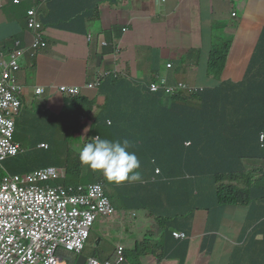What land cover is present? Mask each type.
I'll use <instances>...</instances> for the list:
<instances>
[{"label": "crops", "instance_id": "crops-1", "mask_svg": "<svg viewBox=\"0 0 264 264\" xmlns=\"http://www.w3.org/2000/svg\"><path fill=\"white\" fill-rule=\"evenodd\" d=\"M6 0L7 5L0 10V58L9 55L17 48V42L24 45L31 43L33 37L28 28V11L43 0ZM50 2V4H49ZM43 9L50 27H48L49 48L40 53L38 58L26 57L22 64L27 76L22 86L27 88L25 113L20 118L21 126L30 134L25 143L34 149L38 144H52L54 151L59 145L69 142L68 137L83 138L113 135L121 139L123 131L132 136L133 148H138L140 140L149 142L155 149L158 141L148 132L154 129V123H148L135 117L139 108L131 101V95L154 82L156 75L167 76L171 83H188L197 89H213L217 85L215 73L210 68L212 56L217 46H228L233 36V44H245L246 51L239 61L237 69L244 64L245 56L250 59L252 49L257 42L264 23L262 0H50ZM219 13L221 15L218 22ZM237 13L234 18L233 14ZM250 15L262 20V24L251 40L245 25ZM232 19V21H231ZM264 33L261 45L264 46ZM54 38L57 42H54ZM249 41V42H248ZM106 42L108 46H104ZM235 42V43H234ZM120 48L118 54L116 49ZM242 54V53H241ZM37 61L36 64L31 62ZM236 61V62H237ZM24 63L28 65L25 68ZM173 64L169 69L168 65ZM218 79L223 83L239 82L232 64L231 52ZM20 72V73H21ZM119 72L121 78L107 82L101 90L85 89L87 100L79 102L62 97L50 98L32 95L36 86H69L86 88L95 83L105 73ZM203 79V82L200 80ZM175 85V86H176ZM92 105L93 109L89 108ZM113 114V116H108ZM126 116L130 118L122 119ZM104 118V119H103ZM100 120L103 122L100 124ZM98 127L95 134L88 132ZM141 128V129H140ZM94 130V129H93ZM142 138V139H138ZM171 139L163 136V141ZM76 140V139H75ZM30 156L33 163L48 155L44 150H33ZM58 158L61 156L54 154ZM68 159V158H66ZM52 160V159H51ZM54 163V162H53ZM63 167V165H60ZM12 173H25L31 167L20 162L7 165ZM198 188L205 193L208 190L204 181L192 183V190ZM160 192V188L154 189ZM197 191H195L196 193ZM169 201L164 196L160 201L163 215L153 209L143 211L136 227L122 236V241L131 248L147 246L146 240L160 241L165 225L171 216L166 208ZM242 210L239 215L237 210ZM231 212L225 221L217 222L218 231L207 233L209 214L201 211L195 214L191 235L196 243L205 246L213 255H218L222 246L223 232L233 236L229 238L230 250L226 260L218 258L219 264H228L232 255L242 264H257L264 257V243L249 242L253 250L249 255L237 250L245 244L254 227V217L264 215V209L234 207L224 211ZM157 220V223L155 219ZM108 237L107 229L101 230ZM240 234V235H239ZM147 237V239H146ZM206 240V241H205ZM208 240V241H207ZM264 240V228L257 241ZM103 243L100 242V245ZM197 248L192 257L198 252ZM132 250V249H130ZM100 252V251H99ZM97 252V254L99 253ZM94 254V255H97ZM191 264H197L193 259Z\"/></svg>", "mask_w": 264, "mask_h": 264}, {"label": "clouds", "instance_id": "clouds-1", "mask_svg": "<svg viewBox=\"0 0 264 264\" xmlns=\"http://www.w3.org/2000/svg\"><path fill=\"white\" fill-rule=\"evenodd\" d=\"M49 1L50 0H43L38 3L36 7L28 11V28L33 37L31 43L24 45L21 41H18L17 48L14 51L0 58V83L3 80L1 62L7 61L9 64L10 60L12 62L16 61L20 66V70L12 71L10 85L6 87L8 92H0V145L3 143L4 147L3 159L0 160V199L2 200L0 224L8 220L13 225H17L18 223L20 225L25 213L32 208L33 220L31 221V225L32 228L34 227L35 230L39 232L35 238L26 239L25 242L29 244L34 243L36 245L35 249H40L42 255H46L49 248L57 249V254L59 256V260L57 259L58 264H90L93 259L100 261L101 264H106L108 261L113 262V264H191L190 260L193 259L194 262L198 264L196 256L199 250H208L205 246L197 244L196 238L191 235L195 214L202 211L196 200V197H199L201 194L198 192L195 193V191L192 190V183L198 179L187 178L176 181L173 187V195L168 196V202L176 203V206L169 210L172 212V219L179 221L184 227V231H180L174 224L168 221L160 241L146 240L150 243V248L148 250L147 246L131 248L126 241H122L121 237L115 249L100 251L97 255H94L93 252L89 254L86 253V246L88 241L92 238V232H98L96 227L99 223L107 229L108 237L106 238H113L118 235L123 236L127 231H132V229L137 226L138 220L143 212V210L133 207V205L137 203L134 197L136 193L134 191V184H137V187L147 185V181L142 184L135 181L140 178L139 169L141 168V163L135 152L129 151V149L134 146L133 143L126 138L122 141H111L102 139V137L97 135L96 137H89L87 142L92 138L94 139L85 143L84 147L80 149L79 160L81 164L78 163V166H82V168L85 169L84 173L86 175L93 174L86 168H90L93 172L97 171L102 174V178L98 182L90 184L65 186L62 182L68 177L67 165H63V167L57 166L54 163L43 165L39 160L38 163L34 164L32 159H30L33 150L39 149L48 153V155L41 158L46 157L53 162L49 156L51 150L50 144H38L34 149L26 146L29 145V143L25 145L26 141L31 137L29 132L21 126L20 118L24 115L26 109L24 97L27 94V88L22 86L18 80V74L23 70V60L28 56L38 58L40 53L50 46L47 33L50 24L43 12V9L48 6ZM15 3L19 5L22 4V1L15 0ZM261 4L264 8V0H262ZM6 5V0H0V10ZM237 15L238 14L235 13L233 17L236 18ZM263 30L264 23L260 30L261 33L257 36V42L252 49L253 53L259 43ZM103 45L105 47L108 46L106 42H104ZM116 51L118 54L122 52L120 48H117ZM251 57L249 60L247 59L242 70H240V67L237 69L242 73L245 69V72L241 80L237 83L233 82L234 84H239L244 80L246 75L251 79H262V72H252L251 67L250 69L248 68ZM173 67V64L168 65L169 69ZM158 77H161L162 81H158ZM120 78L121 75L119 72H107L95 83L89 84L86 88L69 86L59 87L54 85L36 86L32 87L31 96H48L50 98L62 97L67 100L75 101L77 105L79 102H85L87 100L85 89L101 90L107 82H115ZM163 80L167 81L166 85L163 84ZM156 83L161 86V89L158 92H153L152 85ZM181 84L188 86L189 89H179ZM175 85L176 84L171 83L167 76L163 77L158 74L153 83L148 86H141V89L151 94H163L167 97V101L171 99L174 101L181 97L193 96L205 91L192 87L188 83H179ZM62 87L69 88V95L61 93L60 90ZM167 87L173 88V91L168 93ZM41 89H45V92L42 93ZM72 91H75V93ZM89 108L92 110V105H89ZM18 130H20L22 134L24 133L25 140L21 139L19 142L16 141ZM88 133L95 134V130L91 129ZM262 141L261 149L264 150L263 133ZM191 145V143H187L188 147ZM22 156V159L17 160ZM13 161L20 162L23 166L31 167V170L25 173H12L7 165ZM66 166V170H63ZM253 166L255 169L262 171L264 177V162L257 161ZM95 174L97 173L95 172ZM162 174V170L158 169L157 176H161ZM103 177H106L108 181L113 183L109 185L102 183L104 182ZM59 181H61V185L57 187L52 186ZM157 181V178L153 179L154 183ZM166 181L170 182L169 179H166ZM239 183L243 185L244 181L240 180ZM235 186H237V184H235ZM185 189L190 190V194L187 196L185 195ZM198 190L200 191V189ZM81 199H90L92 205L89 206L80 203L79 200ZM62 201L68 202L67 207L61 203ZM158 201L160 205H163L160 202L161 200ZM77 213L80 217H85L93 213L95 217L93 220L95 224L87 241L83 238L81 232H74L77 226L73 224ZM262 216L264 215L259 217ZM219 219L216 221L211 231H208L209 227L207 223V233L215 234V232L218 231L217 222ZM155 221L157 223L156 219ZM260 225H264V219L258 224L254 223V227L250 234ZM249 236L244 243L248 242ZM104 239V235L98 232L96 239L97 244L100 245V242L104 241ZM249 242L262 244L264 240L257 241L256 239V241ZM120 245L125 247V259L122 260H120L118 256V248ZM197 248H199L198 252L192 257V253H194ZM65 251H70L73 254L80 255V257L74 258L72 255L65 254ZM130 253H134L136 256L134 262H131L128 258ZM101 256L106 257L102 258ZM233 256L234 255L231 256L228 264H230ZM257 264H264L263 256L259 258Z\"/></svg>", "mask_w": 264, "mask_h": 264}, {"label": "trees", "instance_id": "trees-1", "mask_svg": "<svg viewBox=\"0 0 264 264\" xmlns=\"http://www.w3.org/2000/svg\"><path fill=\"white\" fill-rule=\"evenodd\" d=\"M231 43L229 42L230 45ZM263 48L260 37L248 66L249 69L251 67L252 72L263 73L261 80L251 79L246 75L239 84L223 83L213 89H206L204 92L174 101L172 99L167 101V97L163 94H151L143 90L136 91L130 96L131 101L139 108V115L135 117L144 121L143 129L147 128L148 123H154V129L148 132V136L153 135L158 141L155 149L150 148L149 142L145 139L140 140L138 148L129 149L140 158L143 164L141 177L147 181L145 186L137 187L138 185L134 184L136 192L134 197L137 202L133 205L134 208L143 211L153 209L158 211L155 214L163 215L159 212L163 209V205H160L158 200L173 195L176 181L195 178L204 181L208 187L205 193L195 190L201 194L196 197L200 210L209 214L208 231L212 230L227 208L246 207L257 212L264 209L263 172L253 166L257 161L264 162V150L261 146L257 147L255 141V134L260 136L264 133ZM228 51L229 47L225 46L213 54L210 63L212 71V68L223 70L228 60ZM130 117L126 116L122 119ZM102 123L100 120V124ZM112 133L110 128L109 135H103L102 139L122 141L126 138L133 143V137L125 134V131L121 139ZM165 135L170 136L171 139L163 141ZM187 143L192 145L188 147ZM49 156L55 165L68 166V177L62 182L65 186L96 183L102 178L95 173L86 175L82 166H78L81 162L74 156L69 157L68 163L63 162L66 157H56L53 144ZM39 162L43 165L53 163L46 157L40 158ZM158 169L162 170L161 176H157ZM240 171L243 172L242 179H239ZM154 178L158 179L155 183ZM240 180L244 181L243 185L239 183ZM221 183H225L223 187ZM156 187L161 189L160 192L154 190ZM235 190L242 194V199L232 193ZM189 194L190 190L185 189V195ZM174 206L176 203L168 202L166 208L170 210ZM172 218L171 212L168 221L180 231H184L181 223ZM263 219L264 216H255L254 223L258 224ZM263 228L264 225L258 226L250 234L248 241H256L258 233ZM146 242L148 250L150 243ZM252 250V245L247 242L237 251L249 255ZM72 256L80 257L77 254ZM128 258L131 262L136 260L134 253H130ZM230 264H242V262L233 256Z\"/></svg>", "mask_w": 264, "mask_h": 264}, {"label": "built area", "instance_id": "built-area-1", "mask_svg": "<svg viewBox=\"0 0 264 264\" xmlns=\"http://www.w3.org/2000/svg\"><path fill=\"white\" fill-rule=\"evenodd\" d=\"M1 62L3 69V80L0 83V92L7 93L10 81L12 78V71L20 70V66L17 62L9 61ZM172 67V66H170ZM158 81H162L161 77H158ZM163 84L166 85L167 81L163 80ZM161 89V86L156 83L152 85V91L158 92ZM179 89L188 90L189 87L181 84ZM42 93L45 92V89H41ZM168 93L173 91V88L167 87ZM61 93L69 95V88L62 87ZM75 93V91H72ZM0 145V160L3 159L4 147L3 143ZM1 199H0V208H1ZM80 203L84 205H92L90 199H81ZM67 207L68 202L62 201ZM95 209V207H94ZM33 210L30 208L24 215L22 223L19 225H13L10 221L6 220L0 224V264H58L59 256L57 254V249L49 248L46 255H42L40 249H35L36 245L34 243L29 244L26 239L35 238L38 235L37 230L32 228L31 221L33 220ZM93 213H90L88 216L80 217L77 213L75 215L74 226H77L75 231L82 233L83 238L87 241L91 235L92 228L95 224ZM19 221V220H18ZM34 225V224H33ZM125 247L120 245L118 248L119 259H125L124 256ZM58 259V260H57ZM90 264H101L100 261L93 259ZM106 264H113V262L108 261Z\"/></svg>", "mask_w": 264, "mask_h": 264}, {"label": "rangeland", "instance_id": "rangeland-1", "mask_svg": "<svg viewBox=\"0 0 264 264\" xmlns=\"http://www.w3.org/2000/svg\"><path fill=\"white\" fill-rule=\"evenodd\" d=\"M221 15L225 16V13H223V14L219 13V19H218L219 23H220V20H221ZM231 21H232V19H231ZM261 24H262V20L260 18H258L256 16H253V15H250L248 17V21L246 22L245 29H246V32H247L248 36L251 37V40H253L256 37V34H257ZM233 41H234V38L232 36L229 39V42L231 43ZM54 42L55 43L57 42V40L55 38H54ZM222 47H225V45L217 46L216 49L220 50ZM244 47H245V44H243V43H240V44L231 43V46L229 47V51L231 52V56H232V64H233V67L235 68L234 70L237 71V77L238 78H240L242 76V72L240 70L243 69V66L245 65V63H246V61L248 59V57L245 56L244 59H243V62H245V63L240 66V70H237L236 67L239 64V61H237V58L242 59V57L244 56V53L246 52V51L242 50ZM36 63H37V61H33V62L30 63V65L31 64H36ZM24 66H25V68L28 67V65H26L25 63H24ZM212 69H213V72H216L215 75H214L215 77H214L213 80H215L217 82V85H222L223 81L218 79V76L221 75L222 71H218L216 68H212ZM18 77H19L21 83H24L27 80V76H26L25 72L19 73ZM0 79H1V73H0ZM200 81L203 82V79H201ZM236 90L240 91V89H236ZM21 139L25 140V136H24V133L22 134V132L20 130H18V133H17V136H16V141L19 142ZM92 139H94V138H92ZM138 139H142V138H138ZM68 140H69V142L60 144L58 150L54 151V154H57V155H59L61 157H66V158L74 156L75 158H77V161H80L79 160V151H80V149H82L84 147L85 143H88L91 140L88 141V142H84L83 138H78V137H75V138L68 137ZM255 141H256V146L260 147L262 145V142H263L262 141V134L260 136L255 134ZM22 158H23V156L18 158L17 160H20ZM139 160H140V158H139ZM64 161L66 163H68L69 160L65 159V160H63V162ZM140 163H141V168L139 169L140 178L138 180H135V181L136 182H140V183H145L146 180L144 181L142 179V177H141V173L143 172V164H142L141 160H140ZM66 168H67V166L64 167L63 170H66ZM86 169L88 171H90L91 173H95L96 172L98 174V176L102 175L100 172H97V171L93 172L92 169H90V168H86ZM83 170H85V169H83ZM242 173L243 172L240 171L239 179L243 178ZM103 178H104V182H102V183H106L107 185H109L110 183H113V182L108 181L106 179V177H103ZM60 182L61 181H59L57 184H53L52 186L53 187H57V186L61 185ZM90 183H92V182H90ZM224 184L225 183H221V187H223ZM232 193L234 195H236L238 198H241V199L243 198L242 194H240V192H238V190L237 191L236 190L232 191ZM229 213H231V212H226L225 216L223 218H220L219 220L222 221V223H223L225 221L226 215H228ZM236 213H238L239 215H242L243 212L240 209V210H237ZM96 229H97L98 232H100L101 230H104L105 227L101 223H99L97 225ZM98 232L97 233H95L94 231L92 232V238H91L90 241H88L87 246H86V253L87 254L92 253V252H93V254H95V253H97L99 251H106V250L115 249L117 243L121 240V237H122L121 235H118V236L113 237V238H105L103 243L101 245H98L97 244V240H96L97 236H98ZM221 236L226 241H222V246L218 248V255H213L209 249L208 250L200 249L199 252L197 253V256H196L198 264H219L218 263V258L219 257H220L221 260H224V261L226 260L227 253L230 250L229 238H232L233 236L228 235L225 232H223L221 234ZM64 253L67 254V255H73V253L70 252V251H65Z\"/></svg>", "mask_w": 264, "mask_h": 264}]
</instances>
